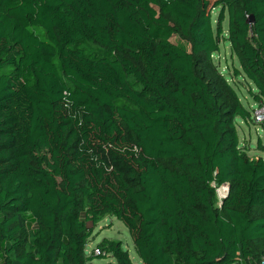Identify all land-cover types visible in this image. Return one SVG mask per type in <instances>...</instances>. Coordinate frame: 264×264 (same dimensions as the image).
I'll use <instances>...</instances> for the list:
<instances>
[{
  "label": "trees",
  "instance_id": "obj_1",
  "mask_svg": "<svg viewBox=\"0 0 264 264\" xmlns=\"http://www.w3.org/2000/svg\"><path fill=\"white\" fill-rule=\"evenodd\" d=\"M222 41L264 106V0H0V264H135L86 255L105 215L140 264H259L264 157Z\"/></svg>",
  "mask_w": 264,
  "mask_h": 264
},
{
  "label": "rangeland",
  "instance_id": "obj_2",
  "mask_svg": "<svg viewBox=\"0 0 264 264\" xmlns=\"http://www.w3.org/2000/svg\"><path fill=\"white\" fill-rule=\"evenodd\" d=\"M213 2V0H209ZM213 21L217 16V9L212 11ZM222 29H226V21L222 23ZM172 42L178 44L180 47L187 49L188 44L185 41L179 40L177 37L171 39ZM214 63L218 65L219 70L230 80L232 86L235 88L240 100L246 107L253 109L256 105L253 104V100L248 93L246 87L244 86L243 78L241 75H238L237 78H231V72L237 68H240L239 61L235 55L231 56V51L227 41H222L220 44L219 51L213 55ZM254 122V121H253ZM236 128L239 137L240 144L246 147L247 153L251 157L262 155L264 153L261 150L257 149V139L261 138L262 144L264 145V133L260 124L245 123L240 118H236ZM225 186L219 187L216 189L217 193V202L221 200L220 195L225 190ZM219 191V192H218ZM103 238H107L113 241L121 242L122 249L127 250L130 259L135 264H140V259L137 256L134 247L131 235L124 225V223L112 215H105L101 218L97 225L94 228V231L90 237V241L85 246L86 255L90 254L92 250L96 247ZM88 264H115V260L110 254L106 256H94ZM254 264H257V260L254 261Z\"/></svg>",
  "mask_w": 264,
  "mask_h": 264
},
{
  "label": "built area",
  "instance_id": "obj_3",
  "mask_svg": "<svg viewBox=\"0 0 264 264\" xmlns=\"http://www.w3.org/2000/svg\"><path fill=\"white\" fill-rule=\"evenodd\" d=\"M256 105V104H255ZM251 118L253 119V121L257 124L261 123L262 121H264V106L262 105H256L251 112ZM225 186V185H223ZM222 187V186H221ZM226 188V187H225ZM219 192V191H218ZM228 190L225 189L223 191V193L220 195L221 200L226 196ZM220 200V201H221ZM92 253L94 255H101L104 254V252L102 250H100L99 248L95 247L92 250ZM259 264H264V255L260 257L259 260Z\"/></svg>",
  "mask_w": 264,
  "mask_h": 264
},
{
  "label": "water",
  "instance_id": "obj_4",
  "mask_svg": "<svg viewBox=\"0 0 264 264\" xmlns=\"http://www.w3.org/2000/svg\"><path fill=\"white\" fill-rule=\"evenodd\" d=\"M252 21H253V17H252V16H249V17L247 18V22H248V23H251ZM225 187H226L227 190L229 189V185H228V184H226ZM220 203H222V202H220Z\"/></svg>",
  "mask_w": 264,
  "mask_h": 264
}]
</instances>
